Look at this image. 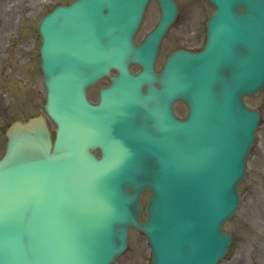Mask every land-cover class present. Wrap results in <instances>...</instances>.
<instances>
[{"label": "rangeland", "instance_id": "obj_1", "mask_svg": "<svg viewBox=\"0 0 264 264\" xmlns=\"http://www.w3.org/2000/svg\"><path fill=\"white\" fill-rule=\"evenodd\" d=\"M1 93L5 94V89H3ZM5 102L6 97L0 96L1 120H4L8 115V112L2 105L5 104ZM254 106L264 107V95L261 101H254ZM263 128L264 120L263 125L261 122V129ZM3 142V134H0V152L2 150ZM248 188V182H245L242 189L243 196L239 211L236 214L235 219L227 224V228L231 231H234L235 235L229 253L221 264H264L261 253L264 242V216L262 215L261 211L262 199L256 188L253 189L252 194L249 193ZM140 253L145 254V251L142 250ZM133 255L134 251L131 249V251L121 261L130 259ZM118 264H120V262Z\"/></svg>", "mask_w": 264, "mask_h": 264}]
</instances>
